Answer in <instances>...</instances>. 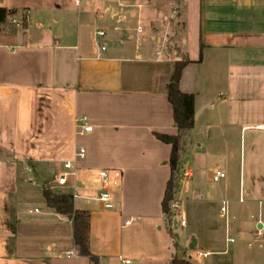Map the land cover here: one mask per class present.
I'll use <instances>...</instances> for the list:
<instances>
[{
	"label": "crops",
	"instance_id": "1",
	"mask_svg": "<svg viewBox=\"0 0 264 264\" xmlns=\"http://www.w3.org/2000/svg\"><path fill=\"white\" fill-rule=\"evenodd\" d=\"M0 1L16 11L0 24V264H95L43 195L81 146L74 204L90 212L99 264H264V0H82L49 18ZM167 4L183 38L159 33L154 13L131 27L144 14L128 9ZM181 58L192 62L180 88L199 112L182 139L180 169L192 177L174 194L189 228L182 239L162 210L172 147L155 136L178 133L167 85ZM83 116L93 131L81 136ZM102 170L120 175L113 209L97 200ZM217 170L226 177L214 182Z\"/></svg>",
	"mask_w": 264,
	"mask_h": 264
},
{
	"label": "trees",
	"instance_id": "2",
	"mask_svg": "<svg viewBox=\"0 0 264 264\" xmlns=\"http://www.w3.org/2000/svg\"><path fill=\"white\" fill-rule=\"evenodd\" d=\"M14 9L0 7V24L5 22L9 15L14 14ZM202 59L200 57L199 61ZM189 58H181L175 62L174 71L167 85L168 100L173 107V115L178 133L170 135L156 132L155 136L172 147L169 159L170 178L165 189L162 210L165 215H170L169 203L176 193L177 173L181 165L183 135L195 125V94L183 92L180 88V80L184 68L191 63ZM43 195L47 205L54 208L58 213L68 216L74 224V242L78 247L79 254L89 257L95 264L99 259L90 250V212L75 207L74 197L69 192H55L48 185H43ZM172 264H192L189 259L174 257Z\"/></svg>",
	"mask_w": 264,
	"mask_h": 264
},
{
	"label": "built area",
	"instance_id": "3",
	"mask_svg": "<svg viewBox=\"0 0 264 264\" xmlns=\"http://www.w3.org/2000/svg\"><path fill=\"white\" fill-rule=\"evenodd\" d=\"M77 6L82 5V0H73ZM96 35V42L100 46L102 51L106 50V46L100 42V38L106 35L105 31L102 29H98L95 33ZM77 133L78 135H86L93 131V126L89 123L88 117L83 116L78 119L77 121ZM86 157V149L84 147H79L75 152L74 158L66 160L64 162V170L57 175L56 178V185L61 187H68L70 188L71 194L73 195L74 199L81 198V194L79 190L81 186L79 185L76 176V162L78 160H83ZM119 177L118 173H112L108 170H102L99 173V188H98V195L97 200L101 203L104 209H113L114 208V201L112 194L115 189L119 187ZM192 177V171L190 169H179L177 173V189L179 188V183L181 182H188ZM226 177V173L222 170H217L213 173L212 178L214 182H219L221 179ZM73 179V180H72ZM72 180V181H71ZM240 201H243V197H240ZM182 201L180 199L173 197V199L169 203L170 215L168 217L172 220V226H176L177 228H183L187 224L186 217L181 212ZM219 216L222 219L226 220V223H229L230 220V202L227 199L221 200ZM262 223L261 220L258 221ZM129 222H127L128 224ZM257 236L262 237L264 235V228L258 227L257 229ZM229 242H234L233 237H228ZM70 254V253H68ZM210 252L199 253V256L206 257L209 255ZM125 263H130V261H125Z\"/></svg>",
	"mask_w": 264,
	"mask_h": 264
},
{
	"label": "rangeland",
	"instance_id": "4",
	"mask_svg": "<svg viewBox=\"0 0 264 264\" xmlns=\"http://www.w3.org/2000/svg\"><path fill=\"white\" fill-rule=\"evenodd\" d=\"M9 3L12 4H16L18 6H29V8H31L33 11L38 10L39 12H41L42 14L45 13L47 15V18H49L51 16L52 13L56 12V13H60L58 10V6L57 5H61L62 9L64 10H71L75 9V4L73 0H6ZM1 3V1H0ZM143 4H146L145 1H142ZM177 6V5H176ZM174 6V7H176ZM164 7V11L161 8H154L151 9L149 7H147L146 5H144L142 8H133V9H128V13L131 12V10H135L140 13H143L144 15L142 16L140 14V16L135 17L134 19H132V23H131V27H138V25H143L145 26L148 22V19L145 18V15L147 13H154V17L157 14V18L155 19L156 25H157V30L159 33H164L167 32L171 35H173L174 37H176V39L178 38H183L185 35V31H181L179 29V21L181 19H179V16H177L176 14L174 15L173 10L174 7L171 4H167L166 8L165 5ZM177 10V9H176ZM166 14H164V13ZM173 13V17L171 18V15ZM168 16V19L166 20L165 17ZM138 35V34H137ZM138 39V36H136ZM98 167L95 169V173L97 174L98 172ZM42 179H40V184H42ZM90 185H94L97 186L98 182L97 180H91L89 181ZM56 182L52 183V184H48V186L52 187L55 186ZM55 192H60L61 190L57 189V188H53L52 189ZM177 191V188H176ZM83 204V200H78L79 204ZM220 209V208H219ZM170 218V217H169ZM223 222V225H225L226 220L222 219L221 220ZM188 227L186 226L185 228H181L179 229L178 233L181 235L180 238L182 239V237L185 235L186 231L189 229H187Z\"/></svg>",
	"mask_w": 264,
	"mask_h": 264
},
{
	"label": "water",
	"instance_id": "5",
	"mask_svg": "<svg viewBox=\"0 0 264 264\" xmlns=\"http://www.w3.org/2000/svg\"><path fill=\"white\" fill-rule=\"evenodd\" d=\"M199 112H196L195 114V120L198 118ZM192 246H194V243L192 244Z\"/></svg>",
	"mask_w": 264,
	"mask_h": 264
}]
</instances>
